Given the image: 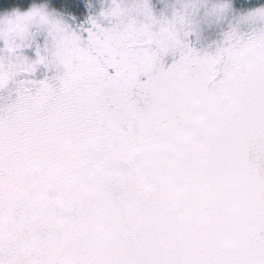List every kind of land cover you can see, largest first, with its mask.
Masks as SVG:
<instances>
[{"label":"snow or ice","instance_id":"6c2138e0","mask_svg":"<svg viewBox=\"0 0 264 264\" xmlns=\"http://www.w3.org/2000/svg\"><path fill=\"white\" fill-rule=\"evenodd\" d=\"M57 3L0 19V264H264V28Z\"/></svg>","mask_w":264,"mask_h":264},{"label":"rangeland","instance_id":"374dc122","mask_svg":"<svg viewBox=\"0 0 264 264\" xmlns=\"http://www.w3.org/2000/svg\"><path fill=\"white\" fill-rule=\"evenodd\" d=\"M251 0H228L223 12L217 14L213 11L214 0H148L149 6L155 16L171 19L174 13H182L185 23L191 27L192 31L187 37L191 46L199 51L214 52L218 44L223 42L225 33L235 29L237 33L246 36L247 34L264 28V20H244L249 10L264 5V1L257 4H250ZM123 6L130 5L132 0H121ZM33 4L44 5L49 12H60L54 7L49 0H35L26 7L13 6L6 10H0V15L10 13L13 9H17L23 13ZM111 5V0H81L84 14L80 18L83 19L89 15H96L101 9ZM179 28L180 25L178 24ZM36 43H43L44 35L42 29L35 28ZM33 47L24 49L28 56L34 54ZM171 62V57L165 58V65ZM7 92V91H5Z\"/></svg>","mask_w":264,"mask_h":264},{"label":"clouds","instance_id":"9594fccd","mask_svg":"<svg viewBox=\"0 0 264 264\" xmlns=\"http://www.w3.org/2000/svg\"><path fill=\"white\" fill-rule=\"evenodd\" d=\"M227 3H228V0H214L215 7H218L221 4L227 5ZM32 7L42 9L46 13L49 12L48 10H46L45 6L42 4L41 5L33 4L30 8H32ZM28 10H26V11H28ZM16 11H18V10L13 9L10 13H7V15H10L11 13L16 12ZM4 15H6V14H4ZM4 15H0V19H2ZM242 18L244 20H255V19L264 20V5H261L255 9L249 10V12Z\"/></svg>","mask_w":264,"mask_h":264},{"label":"trees","instance_id":"16d2710c","mask_svg":"<svg viewBox=\"0 0 264 264\" xmlns=\"http://www.w3.org/2000/svg\"><path fill=\"white\" fill-rule=\"evenodd\" d=\"M35 0H0V10H6L9 9L13 6L16 7H26L28 5H30L32 2H34ZM51 1L52 4H54L56 8H58V3L57 0H49ZM235 2H239L240 0H234ZM264 0H251L249 3L250 4H257V3H261ZM59 9V8H58ZM61 11V9H59ZM84 9L81 6V14H84Z\"/></svg>","mask_w":264,"mask_h":264},{"label":"flooded vegetation","instance_id":"af4514ba","mask_svg":"<svg viewBox=\"0 0 264 264\" xmlns=\"http://www.w3.org/2000/svg\"><path fill=\"white\" fill-rule=\"evenodd\" d=\"M12 99H14V95L12 96ZM0 102H10L8 99V93L5 91H0Z\"/></svg>","mask_w":264,"mask_h":264}]
</instances>
